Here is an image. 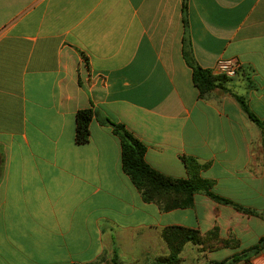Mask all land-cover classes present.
Here are the masks:
<instances>
[{"label": "crops", "instance_id": "obj_1", "mask_svg": "<svg viewBox=\"0 0 264 264\" xmlns=\"http://www.w3.org/2000/svg\"><path fill=\"white\" fill-rule=\"evenodd\" d=\"M185 1L186 24L184 0H0V264H167L170 227L239 244H187L177 264H264L242 257L264 238V145L236 98L264 120V0ZM184 38L214 75L239 63L227 93L200 98ZM83 110L95 115L78 144ZM109 122L156 171L188 179L195 160L215 194L261 216L203 194L169 212L145 202Z\"/></svg>", "mask_w": 264, "mask_h": 264}, {"label": "trees", "instance_id": "obj_2", "mask_svg": "<svg viewBox=\"0 0 264 264\" xmlns=\"http://www.w3.org/2000/svg\"><path fill=\"white\" fill-rule=\"evenodd\" d=\"M187 4L184 0L183 13L184 24H186L185 15ZM184 57L188 65L193 70V82L202 99L208 97L215 90L228 92L226 84L230 80L222 75H214L210 70H205L196 65L191 52V43L184 38ZM243 110L261 130L264 145V120H260L254 115L244 98L236 97ZM92 110L79 111L77 114L76 142L78 144H87L90 139V123L94 117ZM113 127L114 134L119 137L122 147V168L130 177L134 186L140 191L143 199L147 203H154L161 207L163 211H173L177 209H190L195 205V196L198 194L206 195L214 202L231 206L238 212L250 216H261L260 214L246 209L232 201H229L213 192L214 183L201 178L200 173L203 166L195 160H186L188 170V179H177L163 175L152 168L145 160L146 147L132 134H130L124 125L109 122ZM163 238L171 250V254L159 259L160 262L177 264L180 262L182 247L187 243L201 247L204 252H212L221 248H230L237 250L239 244L234 240L223 241L220 239L218 230L215 229L207 234H202L197 230L182 227H170L163 233ZM264 251V238L260 242L242 254L245 258L247 254H258ZM241 255H236L233 262H238Z\"/></svg>", "mask_w": 264, "mask_h": 264}, {"label": "built area", "instance_id": "obj_3", "mask_svg": "<svg viewBox=\"0 0 264 264\" xmlns=\"http://www.w3.org/2000/svg\"><path fill=\"white\" fill-rule=\"evenodd\" d=\"M216 72L229 79L235 78L240 70V65L233 59H220L216 64Z\"/></svg>", "mask_w": 264, "mask_h": 264}, {"label": "rangeland", "instance_id": "obj_4", "mask_svg": "<svg viewBox=\"0 0 264 264\" xmlns=\"http://www.w3.org/2000/svg\"><path fill=\"white\" fill-rule=\"evenodd\" d=\"M187 244H192V243H187ZM187 244H185L183 247H182V252H183V250H184V248H185V246L187 245ZM193 245V244H192ZM198 247V246H197ZM200 248V250L203 252V253H208V252H204L203 251V249L201 248V247H199ZM169 252H170V254L172 253L171 252V250H170V248H169ZM182 252H181V254H182ZM181 254H180V256H181ZM182 259H180V261H181ZM179 263H181V262H179ZM167 264H169V263H167Z\"/></svg>", "mask_w": 264, "mask_h": 264}]
</instances>
